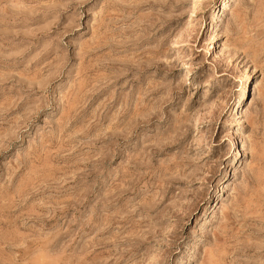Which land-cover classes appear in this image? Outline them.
Listing matches in <instances>:
<instances>
[{
    "label": "rangeland",
    "instance_id": "rangeland-1",
    "mask_svg": "<svg viewBox=\"0 0 264 264\" xmlns=\"http://www.w3.org/2000/svg\"><path fill=\"white\" fill-rule=\"evenodd\" d=\"M0 264H264V0H0Z\"/></svg>",
    "mask_w": 264,
    "mask_h": 264
},
{
    "label": "bare ground",
    "instance_id": "bare-ground-1",
    "mask_svg": "<svg viewBox=\"0 0 264 264\" xmlns=\"http://www.w3.org/2000/svg\"><path fill=\"white\" fill-rule=\"evenodd\" d=\"M239 116V115H238Z\"/></svg>",
    "mask_w": 264,
    "mask_h": 264
}]
</instances>
